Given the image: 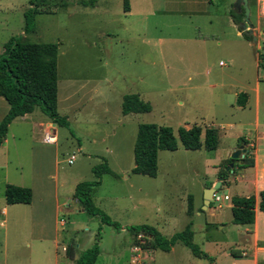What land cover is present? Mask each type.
Segmentation results:
<instances>
[{
	"label": "rangeland",
	"instance_id": "374dc122",
	"mask_svg": "<svg viewBox=\"0 0 264 264\" xmlns=\"http://www.w3.org/2000/svg\"><path fill=\"white\" fill-rule=\"evenodd\" d=\"M31 1L38 14L33 31L22 39L57 43V98H62L68 125L54 124V144L40 140L37 122L44 115L38 107L7 126L0 144V264H48L44 256L54 238L57 251L63 252L62 244L76 241L84 228L96 229L98 218L84 212L68 219L54 216V200H67L73 181L92 180L91 167L103 159L119 179L103 174L100 194L107 195L124 175L141 178L129 172L140 123L168 125L173 131L186 123L195 124L199 136L204 127L216 129L220 144L214 151L201 148L170 157L159 155V175L165 173L164 164L179 165L170 167L168 176L190 179L194 191V172H210L211 161L224 169L225 162L219 160L227 158L237 136L252 139L264 133V83L258 87V125L253 124L251 87L256 77L264 82V31L259 35L253 25V4L249 3L255 36L251 42L231 21V10L242 12L233 7L234 0H130L135 8L131 15L122 11L124 0H0V41L22 33V14ZM136 10L143 14L137 15ZM260 18L264 26V17ZM258 54H262L260 65ZM71 82L76 89L84 82L88 98L82 96L84 87L70 99L65 86ZM241 91L249 99L238 107L233 94ZM126 93H136L150 110L121 114L120 101ZM69 99L72 107L65 104ZM246 147L251 156V146ZM71 154L74 159L67 163ZM6 184L29 187L33 204H6ZM215 191L221 196L224 192ZM60 219L65 222L62 227ZM99 234L103 246L94 264H125L123 236L118 238L119 253L114 256L109 250L113 239L105 229ZM192 241L198 244V235ZM153 263L158 264L157 258Z\"/></svg>",
	"mask_w": 264,
	"mask_h": 264
},
{
	"label": "crops",
	"instance_id": "0c3cea01",
	"mask_svg": "<svg viewBox=\"0 0 264 264\" xmlns=\"http://www.w3.org/2000/svg\"><path fill=\"white\" fill-rule=\"evenodd\" d=\"M259 2L260 0H247L249 16L251 12L249 3L253 4V25L260 35L264 31V26H262L260 17H264V15L259 12ZM127 4L128 10L123 11L122 9V11L128 15H131L135 12V8L133 9V6H131L132 2L130 0L127 1ZM137 12L138 11L136 10V13ZM140 14L143 13H137V15ZM4 42V40L0 41V52L2 50V45ZM261 77L264 78V76L262 75ZM74 82L73 84L71 82V84H66L65 86L67 90L66 93L68 92L69 98L71 99L73 95L75 96V94L78 96V93L84 87L85 88L82 92V96L88 98V93L86 91L89 89H87L86 84L82 82V84L80 83L78 88L76 89L73 87ZM260 83L264 82H260L258 77H256L253 86L251 87L254 92V126L258 125L259 120L258 87ZM69 89H71L72 91L70 92ZM240 93H245L246 97L244 99L243 105L236 106L243 107L245 104H247L249 95L246 92L242 91ZM238 94L239 93L237 92L233 94L236 97V101ZM70 99L66 100L65 102L68 107H72V104L74 103ZM61 100L62 98H57L56 92V110L59 109V111L57 112L59 114L61 112L63 114L62 116H65L64 114L67 111L65 107H62L60 105ZM7 108L8 105L6 101L2 97H0V119L6 112ZM30 113L18 116L17 118L25 119L24 117H27ZM43 117L44 118L42 119L39 118V121L37 122L38 126H40L41 128L42 134L44 129L48 125L54 127V123H52L45 115ZM184 126L188 128L190 125L186 123L184 124ZM199 137H201L200 141H202L203 131H201ZM238 137L240 136H237L236 139ZM218 138L219 137L217 136L216 148L220 144V139ZM242 138L244 140V143L242 142L240 146H243L244 148L243 155L245 154L252 163L251 165H246L247 160L241 161L238 159L236 161H233L232 167L224 176L221 177L219 184V188L223 189L224 191L222 192V194H226L229 199L224 200L218 207L215 203L210 202L206 210H201V190L206 187L212 186V184L217 180V178L219 177L217 173L220 170L217 165H220L221 163L214 164L211 161L210 172L208 173H202L201 175H198L197 172H194L193 182L197 191L191 189L192 182L190 179L187 180L180 178L175 180L172 177L168 176L169 174H171L167 173L169 169L177 167L179 165H175L172 163L164 164L165 168L163 171L165 173L162 174V177L159 175V155L162 154L163 157H170L173 154L186 153L184 152L185 150L189 151L188 149H183L180 145H178L175 150L168 151V153H161V151L167 150L157 151V170L154 177L134 174L141 176V178L130 179L127 175H124L122 178V183L113 184V186H111V191L107 195H102L99 193V190L103 185V178L101 177L100 183L97 186H94L90 191L92 202L97 207L102 206L98 208L101 209L104 213L106 212L111 220L117 222L120 225L119 229H115L113 226L107 224L100 225V229H105L108 232L109 238L113 239L110 242V253L114 254V256L115 253H119L118 244L121 239L118 240V238L120 235H122V241L127 242V257L125 259V264H127L130 255V246L136 239V235H133L132 233L124 229L125 226L139 224L149 225L164 237H169L173 233L181 231L189 223L190 230L192 231L191 241L194 235H198V244H195L203 253L206 254L207 257L198 258L193 256L186 246H184L181 242L176 241L167 251L152 249L153 261H155V258H157L158 264H182L183 261L187 262L188 264H264V210H260L258 207V204L261 201L259 193L261 191L264 192V133H261L258 136L256 135L252 139L245 136H243ZM260 141L263 142V147H259ZM238 146L239 145H236L235 141V144L228 149L225 157L229 158V153ZM246 146H251V156H247L248 148ZM78 148L81 147L78 146ZM201 148L202 147H200L199 149ZM199 149H195L193 151H197ZM215 149H213L212 151H214ZM226 159H223L222 161L219 160V162H225ZM132 166L133 160L132 164L129 167V172ZM113 178L114 180L118 181V174ZM76 183L77 181H73L71 183V187L69 188L70 196L69 198H67V200L59 202L57 198H55L54 216L60 214V217L64 216V218L68 219L69 216H77L78 214L83 212L78 206L76 199L72 196L73 188ZM95 193H97L96 197L94 196ZM232 196L253 197V221L251 223L234 224L231 222L230 198ZM32 204L33 199L31 197V201L27 205L31 206ZM188 204H190L189 210ZM106 205H108L109 209L105 207ZM2 211H5L4 207L2 208ZM90 219L92 218L89 217L88 220ZM63 225L60 226L62 227ZM98 226L99 221L96 224L95 228L97 229ZM105 226L111 227V229H107ZM96 229H92L89 232L87 228H84V230H82V232L80 233L81 236L77 237L76 241L73 240L74 248L70 251L69 256L64 255L63 252L57 251L58 239L54 238L52 240L51 249L47 251L48 254H44V257L46 258L45 261L48 264H75V258L78 252L90 247V245L93 243ZM102 238V235L100 236L99 234V238L97 240L99 251L96 259L102 250ZM65 245L66 244H62V246ZM184 247L188 249L190 254H187ZM157 250L160 251V256L155 255V252H157ZM113 257L109 258L110 262L113 260ZM198 259H203L204 262H199Z\"/></svg>",
	"mask_w": 264,
	"mask_h": 264
},
{
	"label": "trees",
	"instance_id": "16d2710c",
	"mask_svg": "<svg viewBox=\"0 0 264 264\" xmlns=\"http://www.w3.org/2000/svg\"><path fill=\"white\" fill-rule=\"evenodd\" d=\"M31 7L23 11L22 34L9 37L2 45L0 52V97H2L8 108L0 119V144L5 138L7 126L12 119L30 113L35 107L54 124L67 126L65 116L60 115L56 110V68H57V43L56 42H31L22 39L33 31L34 16L38 14L35 2L31 1ZM123 11L128 10L127 1L122 4ZM231 21L238 26L243 14L234 10L229 12ZM246 40L250 36L241 33ZM262 54L257 55V65H260ZM245 93L237 95L238 105H243ZM150 105L141 100L136 93L123 94L120 101V113H142L148 112ZM200 128L192 124L188 128L179 126L172 130L168 125L154 123H140L137 125L135 138L132 146L133 166L130 172L133 174L154 177L157 170L156 155L158 150L172 151L180 145L184 149L195 150L202 147L205 150H213L217 146V131L212 126L204 127L202 141L199 139ZM244 143L242 137L236 139V145ZM245 161L251 165V160L244 154L243 157L234 159ZM229 158L225 164H228ZM223 165V166H224ZM92 180L79 181L74 185L72 196L76 199L80 209L87 215L96 216L99 221L94 241L90 247L78 252L75 264H93L98 254L97 240L99 238L100 225L107 224L119 229L120 225L111 220L109 216L92 202L90 191L100 183L103 174L116 177L103 159L100 163L91 167ZM228 171L221 169L217 175L222 177ZM261 201L258 204L260 210H264V192L259 193ZM3 197L6 204H28L31 201V189L25 186L6 184L3 190ZM231 222L234 224H247L253 221L254 199L252 196H232L230 198ZM190 204H188V210ZM188 223L181 231L164 237L149 225H129L124 229L136 235L141 233L139 239L134 243L150 249L167 251L176 241L186 246L191 254L198 258H206L199 247L191 241L192 231ZM146 240L148 241L146 243ZM63 254L70 255L74 248L72 239L64 246Z\"/></svg>",
	"mask_w": 264,
	"mask_h": 264
},
{
	"label": "built area",
	"instance_id": "2783aa9c",
	"mask_svg": "<svg viewBox=\"0 0 264 264\" xmlns=\"http://www.w3.org/2000/svg\"><path fill=\"white\" fill-rule=\"evenodd\" d=\"M259 12L264 15V0H260L259 2ZM56 134L54 127L48 125L42 134L41 141L46 144H54L56 142ZM74 159V155L71 154L68 159L66 160L67 163H71ZM228 196L223 194L222 196L217 194L216 191L212 193V200L211 202L215 203L218 206L224 201L228 200ZM61 225L64 224V220L60 219ZM142 236L141 233L136 234V239H139ZM64 246H61V250H64ZM130 255L128 258V264H154L152 258V249L142 246L139 242L133 243L130 246Z\"/></svg>",
	"mask_w": 264,
	"mask_h": 264
},
{
	"label": "water",
	"instance_id": "95a60500",
	"mask_svg": "<svg viewBox=\"0 0 264 264\" xmlns=\"http://www.w3.org/2000/svg\"><path fill=\"white\" fill-rule=\"evenodd\" d=\"M234 8L241 9L243 14V20L238 23V29L240 32L244 33L245 35H250L251 42L255 41V36L252 33V24L249 20V9L247 7V0H234L233 4ZM244 148L243 146H238L235 148L229 155V162L224 167L225 171H229L232 167V163L234 159L240 158L243 156ZM221 177L219 176L217 180L212 184L210 187H206L203 189L202 192V201H201V210H206L212 200V193L219 188Z\"/></svg>",
	"mask_w": 264,
	"mask_h": 264
}]
</instances>
